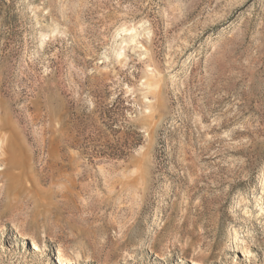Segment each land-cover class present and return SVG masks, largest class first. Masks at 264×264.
Listing matches in <instances>:
<instances>
[{
	"label": "rangeland",
	"instance_id": "rangeland-1",
	"mask_svg": "<svg viewBox=\"0 0 264 264\" xmlns=\"http://www.w3.org/2000/svg\"><path fill=\"white\" fill-rule=\"evenodd\" d=\"M0 264H264V0H0Z\"/></svg>",
	"mask_w": 264,
	"mask_h": 264
},
{
	"label": "bare ground",
	"instance_id": "bare-ground-1",
	"mask_svg": "<svg viewBox=\"0 0 264 264\" xmlns=\"http://www.w3.org/2000/svg\"><path fill=\"white\" fill-rule=\"evenodd\" d=\"M3 144V143H2ZM4 151V150H3Z\"/></svg>",
	"mask_w": 264,
	"mask_h": 264
}]
</instances>
